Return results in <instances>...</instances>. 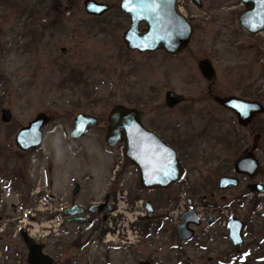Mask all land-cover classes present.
Here are the masks:
<instances>
[{"label":"rangeland","instance_id":"1","mask_svg":"<svg viewBox=\"0 0 264 264\" xmlns=\"http://www.w3.org/2000/svg\"><path fill=\"white\" fill-rule=\"evenodd\" d=\"M85 1L0 0V230L4 229L0 235L7 241L4 253L14 254L17 264L18 252L24 251V264L29 231L39 238L45 232L51 234L47 240L54 264H139L147 259L151 264H264V217L258 210L250 222L247 220L249 194L239 206L223 209L204 208L200 203V198L206 197L224 204L241 190L223 191L216 187L213 192L210 188L205 191L203 181L218 179L219 173L210 170L218 161L191 164L184 182L170 188L171 197L176 199L166 203L162 202V195L149 194L141 187L137 169L125 159L121 144L111 147L105 142L108 115L120 103L142 109L149 127L159 126L158 121L179 122L178 111L184 105L173 111L166 109V91L172 89L186 96L207 92L209 82L197 65L203 57H209L216 68L215 93L255 95L264 103V33L251 34L242 27L239 16L246 6L241 0H202L200 8L181 2L188 11L184 12L194 15L198 27L189 47L172 56L163 51L139 52L126 47L123 34L130 20L119 8L121 0H97L111 6L99 17L86 11ZM3 108L13 113L9 123L1 118ZM42 111L52 121L43 128L42 144L25 152L16 145L17 132ZM80 112L97 115L100 124L74 139L71 131ZM210 114L215 115L213 125H220L209 138L213 143L215 135L237 130L230 113L215 103ZM260 118L263 122L264 114ZM206 123L207 119H196L184 131H198ZM240 131L244 133L243 128ZM252 141L250 135L246 145ZM44 168L46 175L42 179ZM77 181L82 186L73 197ZM45 184L53 195L54 207L74 200L88 206L103 200L107 193L113 203L126 193L129 200H149L154 212L147 213L150 216L138 225L143 230L148 218L152 219V226L148 231L144 229L145 233L143 230L137 244L127 248L94 244L99 233L91 234L87 223L61 224L58 235H54L52 227L25 226L23 218L36 225L49 221L48 212L38 209L36 195H27L35 187L47 188ZM197 195V212L204 217L214 215L215 221L197 227L191 241L180 242L175 229L182 218L172 216L171 210L175 204L187 207L188 197L195 199ZM27 199L32 201L30 205L24 204ZM231 215L247 222L245 241L238 247L228 235ZM94 222L95 228H104L102 216L96 215ZM83 232V239L90 234L91 238L80 247L74 239ZM13 240L15 247L10 250L8 245Z\"/></svg>","mask_w":264,"mask_h":264},{"label":"water","instance_id":"2","mask_svg":"<svg viewBox=\"0 0 264 264\" xmlns=\"http://www.w3.org/2000/svg\"><path fill=\"white\" fill-rule=\"evenodd\" d=\"M199 3V1H197ZM246 6L240 14L242 27L251 34L264 31V0H241ZM178 0H121L120 6L131 18L130 27L125 31L123 39L130 50L140 52L164 49L170 54H179L186 49L194 34L192 22L177 8ZM85 9L88 13L101 15L110 9L106 2L86 0ZM146 27L140 28L141 23ZM199 67L204 77L210 81L216 80V69L209 58L199 61ZM166 98L169 106H174L183 99L181 94L168 90ZM221 104L230 107L237 114L241 124L247 125L252 118L264 112V105L257 100H247L237 96L217 97ZM1 118L4 122L12 121L13 113L8 108L2 109ZM52 117L46 112H39L33 120L20 128L15 142L23 149L29 150L39 147L44 138L43 127L50 123ZM108 127L105 141L109 146L123 144V151L129 162L140 169L141 183L147 187H164L178 181L184 169L173 148L164 143L156 134L144 126L140 117V110L120 103L115 105L108 115ZM99 124V118L90 113L80 112L74 119L71 137L78 139L91 128ZM125 133V137L123 134ZM258 167L254 155L245 152L237 159V171L250 174L254 167ZM223 187L236 185L237 180L230 176L221 177ZM81 190V183L75 182L72 196L76 197ZM108 195L106 199H108ZM149 211L153 205L147 202ZM90 211L107 212L111 206L107 201L94 203ZM84 207L75 202L64 209L67 222L84 221ZM183 221L176 227L179 241L191 240L195 235L193 225H199V219L194 209H189L182 215ZM213 221L212 217L208 220ZM245 222L237 217H231L228 222L229 237L234 245L244 242L243 230ZM29 260L33 264H52L53 259L42 251L40 244H34L29 251ZM139 264H150L148 260H141Z\"/></svg>","mask_w":264,"mask_h":264},{"label":"flooded vegetation","instance_id":"3","mask_svg":"<svg viewBox=\"0 0 264 264\" xmlns=\"http://www.w3.org/2000/svg\"><path fill=\"white\" fill-rule=\"evenodd\" d=\"M197 1H199V3ZM181 2H183V4L187 3L189 5V7L190 6L192 7L194 5L198 6V8L203 7V1L202 0H178L179 4ZM120 3H121V1L119 2V8H120L121 12L123 13V15L126 18H128L130 20L131 18L129 16V14L121 9ZM107 4H109V3H107ZM184 9L187 11L185 5H184ZM109 10L107 12H109ZM104 14L105 13H103L101 15H96V14H90V15H94L95 17H99V16H102ZM187 15H188V18L190 19V21L192 22V24L194 26V34H195V31L197 30L198 25H197L196 21H194L195 20L194 15L189 16L188 13H187ZM145 26L146 25L144 23L140 24L141 28H144ZM194 34H193V36H194ZM192 39H193V37H192ZM123 41H124V39H123ZM190 44H191V42H190ZM125 45H126V43H125ZM189 45H188V47H189ZM161 51H163L164 53H166L168 55H172V56H176V55H179L182 52H184V50H183L179 54H169L164 49H159V50L154 51V52H161ZM203 58H209V57H203ZM203 58H201V59H203ZM201 59H199V61ZM199 61L197 62V65H198V69L201 73V70L199 67ZM202 76L204 77L203 74H202ZM208 82H209V84H208V91L207 92L192 94V95H195L193 97H191L192 95L186 96V95L181 94L183 96V99L181 101H179L178 103H176L174 106L168 105L166 94H165L164 105H165V108L168 109L169 111L170 110H172V111L176 110L178 107L184 105L178 111L179 112V122L172 121L173 123L170 122V123L163 124V123L158 121L159 118L157 115L156 118H154L153 120L155 122L158 121L159 126L154 125V127H149L147 124H145V122L143 120L145 112L142 109L136 107L140 110V117H141V120H142V123L144 124V126L146 128H148L150 131L154 132L158 138H160L164 143H166L168 146H170L171 148H173L175 150L177 157L180 160V163L184 169L182 177L178 181L173 182L168 186L147 187L141 183L140 169L138 167H136L135 165H133V164L132 165L135 166L137 169V173L139 176L138 179H139V183H140L141 187L144 188L149 194L155 193V194H158L159 196L162 195L164 197V200H165V201H163V199H162V202L168 203V202L176 199V197H174V198L171 197L172 191L170 188L172 186L181 185L184 182L183 179L189 175V166L191 164L198 165L197 162H200V163L203 162L205 165V163H208L210 161H214V162L218 161V165L214 169L213 168L210 169V170H213L214 173H216V172L219 173L218 179L217 180L214 179V181L211 179L205 180L202 183V187L204 186L205 191H207L208 188H210L211 192H213L216 187H218L219 189H221L223 191L241 189L240 191L237 192L238 194L236 195V197L231 199V200H228L227 203H224V204L218 203L212 199L209 200L206 197H201L200 198L201 202H200L197 200V198L199 197L198 195L195 196L196 197L195 199H192V197H188L187 207H184L183 204H181V205L175 204L176 207L173 210H171V215L176 216V217L181 216V218H182L183 213L189 209H194L196 211V214L198 215L199 213L197 212L196 209L198 206H200L198 204L199 202L203 203L202 207L211 208V209H215V208H222L223 209V208L231 206L233 204L239 206L240 204H242V200L249 194L251 199L249 201L250 211H249V216H248L247 220L250 222V219L255 215L256 212H258V209L254 207L255 200L258 198L260 203L264 202V121L261 122V118H260V116L262 114H264V112L261 115L252 118V120L247 125L241 124L237 114L235 113V111L232 110L230 107H227V106L221 104L217 97L237 96V97L247 99V100H251V101H253V100L260 101V100L256 99L255 95H235V94L215 93L214 89H213L214 88L213 85L215 84L216 80L213 83L210 81H208ZM169 90H172V89H169ZM167 91H166V93H167ZM178 94H180V93H178ZM212 103L213 104L215 103L219 109H222L226 112H229L235 121L234 125L238 126L237 130H233V129H232V131L227 130V131H225V133H221L220 135H215V137H214L215 143L212 142L213 139H209V138L214 134L215 131H217V128H219L220 125L218 127H215L213 125V122H211L214 120V116H215V115L212 116L210 114ZM261 103L264 105L263 102H261ZM201 118H203L205 120L207 119V121H208V123H206L202 127V129H200L198 131H193V132H190V131L185 132L184 131L186 128L189 129L196 119L201 120ZM217 121L219 122V120H217ZM99 124H100V118H99ZM216 124H218V123H216ZM107 127H108V124H107ZM240 128H243L244 133H241ZM196 129L197 128L195 127L194 130H196ZM250 135L253 137V141H252L251 145L247 146L246 142H247V139ZM123 136L125 137V133L123 134ZM123 144L124 143L121 144L122 149H123ZM202 144H204V145H202ZM215 150L217 152H214ZM245 152H251L254 155L256 161L258 162V167L256 168V166H255L252 173L250 172V174L239 172V171H237V169L235 167V163H236L237 159L240 158ZM123 153H124V151H123ZM124 157L129 162V160L125 156V153H124ZM128 162H127V164L130 163V162L129 163ZM193 168L196 169V167H193ZM209 174H212V172L210 171ZM207 176L208 175H206L205 177H207ZM224 176L233 177L234 179L237 180V184L236 185L230 184L226 187H223L220 183V179H221V177H224ZM210 178H212V177L210 176ZM31 188H33V187H31ZM46 193L47 192H44V194H43L41 189L35 187L32 190V193L30 194V192H29V193H27V195L29 198L36 195V198H35L36 202L39 200V196H41L42 199L45 198L46 201H48L49 197ZM167 193H170V196H164ZM107 195L109 196L108 199H106ZM110 197H111V195L109 193H107L104 196L103 200H100V201L94 202V203H103V202L107 201L108 205H110L111 209H112L113 205L111 204ZM28 201L29 200L27 199V202H25L24 204L26 205L27 203H29V205H30L32 203L31 200L29 202ZM75 202H76V200H74L72 203L67 204L66 206L72 205ZM79 204L82 205L81 203H79ZM61 205H64V204L61 203ZM91 205H92L91 203L88 206L82 205L84 207L83 215L86 216V219L84 221H81V222L76 221L73 223H77L79 225H81V224L84 225L91 220L95 221L96 215L102 216L103 220L107 219V216H108L107 212H99L98 210L97 211H90L89 208ZM153 208H154V206H153ZM259 213H261V216L264 217V211L263 210H259ZM60 214L61 213H59V212H55V213H51L49 216H51L53 218V217H58V215H60ZM233 216L241 219L240 217L235 216V215H231L230 217H233ZM198 217L201 220L200 224L199 225H193L192 224V227L195 229V235H196V228L197 227H199L203 223L213 224L215 221L214 215H208L207 217L198 215ZM210 217H212V219H213V221L211 223L208 222ZM22 220H24V218ZM182 220H183V218H182ZM241 220L245 222V227H244V230H245L247 222L244 219H241ZM63 224H66V222L63 221ZM244 230H243V237H244ZM0 231L3 232L4 229H2ZM59 231H60V229H59ZM49 235L51 236V234L47 233L46 236L40 237L38 239H35L34 237H29L27 239L26 245H25L26 247H28L27 260L24 264H33L29 260V251H30L31 246L34 244H40L42 246V251L45 254L52 257V259H53L52 264H54L55 259L52 256L54 253L50 250L51 243L47 240ZM195 235H194V237H195ZM79 236H81V235H79ZM78 237L74 239V242L79 240ZM83 238H84V235H83ZM86 239L87 238L82 239V241L84 242V241H86ZM244 240H245V237H244ZM89 242H90V240L88 242H86L85 245L88 244ZM6 243H7V241H5L3 239V236L0 235V264H14V262H15L14 256H13L14 254L4 253V251H3V248H4L3 246H5ZM15 243H16V240L10 241L8 248H10V250H11V248H14ZM234 247H238V246L234 245ZM24 255H25L24 251L18 252V257H17L18 263L23 264L21 262H22V258L24 257ZM148 261H150V260H148ZM150 264H151V261H150Z\"/></svg>","mask_w":264,"mask_h":264},{"label":"built area","instance_id":"4","mask_svg":"<svg viewBox=\"0 0 264 264\" xmlns=\"http://www.w3.org/2000/svg\"><path fill=\"white\" fill-rule=\"evenodd\" d=\"M43 204L46 202L41 200ZM141 201L138 206H141ZM127 204L124 200H119L117 210L113 211L108 221V230L103 238L104 243L115 242L117 246H131L138 242L141 237L140 229L133 226V222L137 219V215L143 214L140 210L128 212ZM117 218L116 221L113 219ZM44 225V224H42ZM39 228V227H38ZM46 233V232H45ZM44 233V234H45Z\"/></svg>","mask_w":264,"mask_h":264},{"label":"trees","instance_id":"5","mask_svg":"<svg viewBox=\"0 0 264 264\" xmlns=\"http://www.w3.org/2000/svg\"><path fill=\"white\" fill-rule=\"evenodd\" d=\"M68 78L71 79V80H73V78H72L71 75H69ZM259 204H260V201H259V199L257 198V199L255 200V202H254V207L257 208ZM93 224H94V221L91 220V221H89V222L86 224V227H87L88 229H91V230H92V233H95V232H96V233H97V232L100 233V228H99V227L95 228V227L93 226ZM144 224H145V229H146V231H148V230L150 229V227L152 226V219H145ZM91 227H92V228H91ZM98 228H99V230H98ZM78 239H79V240H77L76 242H74V244H75V245H78V246H80V247H83V246L85 245V243L88 242V241L90 240V236H89V237L86 239V241H84V242L82 241V239H83V235L79 236ZM237 259H238V260H242V259H239V258H237ZM235 261H236V259H235ZM243 261H245V259H243Z\"/></svg>","mask_w":264,"mask_h":264},{"label":"bare ground","instance_id":"6","mask_svg":"<svg viewBox=\"0 0 264 264\" xmlns=\"http://www.w3.org/2000/svg\"><path fill=\"white\" fill-rule=\"evenodd\" d=\"M183 11V10H182Z\"/></svg>","mask_w":264,"mask_h":264}]
</instances>
